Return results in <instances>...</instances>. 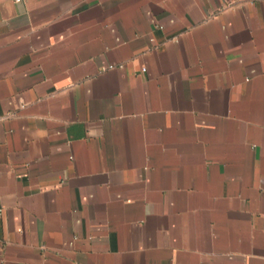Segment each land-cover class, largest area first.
<instances>
[{"label":"crops","instance_id":"obj_1","mask_svg":"<svg viewBox=\"0 0 264 264\" xmlns=\"http://www.w3.org/2000/svg\"><path fill=\"white\" fill-rule=\"evenodd\" d=\"M0 208V264H264V0H0Z\"/></svg>","mask_w":264,"mask_h":264},{"label":"built area","instance_id":"obj_2","mask_svg":"<svg viewBox=\"0 0 264 264\" xmlns=\"http://www.w3.org/2000/svg\"><path fill=\"white\" fill-rule=\"evenodd\" d=\"M110 68H113V66H110ZM3 210L0 208V216L2 215Z\"/></svg>","mask_w":264,"mask_h":264}]
</instances>
